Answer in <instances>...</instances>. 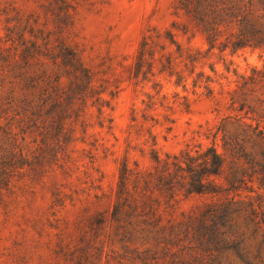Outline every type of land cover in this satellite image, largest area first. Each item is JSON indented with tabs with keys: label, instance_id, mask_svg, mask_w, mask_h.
<instances>
[{
	"label": "rangeland",
	"instance_id": "obj_1",
	"mask_svg": "<svg viewBox=\"0 0 264 264\" xmlns=\"http://www.w3.org/2000/svg\"><path fill=\"white\" fill-rule=\"evenodd\" d=\"M47 35L51 50L42 49L33 70H48L51 77L41 90H30L34 100L42 97L46 105L40 113H29L43 126L44 138L23 133L33 123L21 122L23 114H15L10 125L0 122L1 161L9 160V149L22 150L32 161L14 168L13 185L0 196V264H144L146 238L119 232L112 220L113 189L123 163L146 170L154 164L155 151L165 157L187 145L210 144L203 135L207 127L228 115L245 116L246 110L244 120L264 127V81L249 80L246 95L240 96L243 90L235 94L252 109L239 111L238 101L232 107L226 92L237 88L227 65L250 76V66L262 69L264 55L251 49L234 55L215 49L206 55V39L179 0H0V46L11 58L20 59L32 42L44 47ZM57 38L91 71L89 85L80 71L68 73V50L60 51ZM198 49L201 59L192 73L189 56ZM239 81L242 86L244 80ZM207 84L214 97L208 96ZM14 91L23 93L20 87ZM218 98L225 104L219 105ZM62 126L71 138L60 136ZM210 201L200 195L183 199L174 218L199 217ZM141 218L131 215L128 221ZM170 218L164 212L161 223ZM239 225L251 234L252 225L242 220ZM263 231L249 242L252 254ZM202 256L206 264L213 259L241 264L233 251Z\"/></svg>",
	"mask_w": 264,
	"mask_h": 264
},
{
	"label": "trees",
	"instance_id": "obj_2",
	"mask_svg": "<svg viewBox=\"0 0 264 264\" xmlns=\"http://www.w3.org/2000/svg\"><path fill=\"white\" fill-rule=\"evenodd\" d=\"M179 7L186 11L194 27L204 35L208 44L206 55L215 49L221 54L230 50L232 55L251 49L259 50L260 56L264 55V0H179ZM49 39V35L44 37V47L32 42L23 50L20 59L11 58V54L0 46V89L3 91H0V122L6 120L10 125L16 118L15 114H23L21 122H33L28 125L31 129H23V133H28L35 140L39 136L43 139L45 130L29 115L42 112L46 104L42 97L34 100L30 90H41L51 75L48 70L41 74L34 72L33 61L44 55L42 49L51 50ZM57 39L61 42L60 51L68 50L64 63L68 73L77 76L75 71H80L89 85L91 71L65 40ZM201 54L198 49L189 56L192 73ZM212 70L215 71L214 66ZM250 70L251 75L247 76L237 69L231 70L230 65L226 66L228 73L233 71L237 85V88L226 92L231 97L232 107L238 101L239 111L252 106L246 98L237 100L235 94L243 90L240 96L246 95L244 88L249 80L255 84L264 81V66L262 69L250 66ZM239 80H244L242 86ZM56 81V89L59 90V75ZM207 81H212L210 76ZM17 87L23 91L21 96L14 91ZM205 87L208 96L214 97L210 85ZM5 88L8 90L4 91ZM61 100H57L58 103ZM223 102L224 99H217L219 105L225 104ZM247 115V110L245 116L228 115L221 118L216 126L207 127L203 135L211 141L210 144L198 142L193 146L187 145L179 153H166L165 157L155 151L154 164L149 169L133 170L127 162L123 163L117 187L113 189L112 220L118 224L119 232L130 236L143 234L146 238L147 246L141 256L144 264H150L151 260L154 264H206L208 262H204L202 254L210 251H233L241 264H261L264 231L256 244L255 254L250 252L249 242L257 240L261 229H264V191H261L264 190V127L244 120ZM59 133L64 138L72 137L64 126L59 128ZM7 158L9 160L3 162L0 157V196L4 188L9 189L13 185L14 168L22 169L32 162L22 150L9 149ZM28 165L35 169V165ZM227 168L229 173L226 175ZM245 192L248 194L243 196ZM194 195L211 198L204 205V210L200 209V216L194 217L193 213L188 218L186 215L180 220L174 218L182 200ZM164 212L171 215L168 224L161 223ZM131 215L142 218L128 221ZM150 215L157 216V219L153 222ZM100 219L104 220L103 214H100ZM240 220L247 227L252 225L249 236L241 232ZM228 236L232 240H227ZM211 264H221V261L213 259Z\"/></svg>",
	"mask_w": 264,
	"mask_h": 264
}]
</instances>
